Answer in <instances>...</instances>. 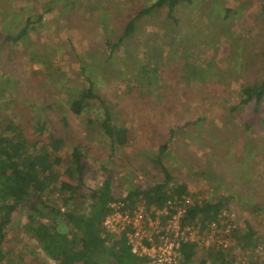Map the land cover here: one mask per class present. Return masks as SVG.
Here are the masks:
<instances>
[{"label":"rangeland","instance_id":"rangeland-1","mask_svg":"<svg viewBox=\"0 0 264 264\" xmlns=\"http://www.w3.org/2000/svg\"><path fill=\"white\" fill-rule=\"evenodd\" d=\"M153 2L0 0V115L22 129L26 147L39 140L34 149L49 161L50 150L41 148L52 133L64 138L63 156L79 145L84 194L108 171L116 198L159 183L153 158L167 141L170 188L186 184L182 194L202 204L225 196L223 208L238 212L242 254L250 228L252 243L264 241V102L258 111L241 104L243 86L264 75V0H194L175 6L173 17L166 6L155 8L112 49L127 22ZM40 14L26 35L5 39ZM90 86L100 98L73 113L71 100ZM103 105L128 129L127 146L111 147L100 127ZM51 170L48 176L71 179L64 167ZM26 222L14 212L0 264H54Z\"/></svg>","mask_w":264,"mask_h":264},{"label":"trees","instance_id":"trees-1","mask_svg":"<svg viewBox=\"0 0 264 264\" xmlns=\"http://www.w3.org/2000/svg\"><path fill=\"white\" fill-rule=\"evenodd\" d=\"M193 1L155 0L151 5L144 6L137 16L127 22L123 34L112 49L131 36L135 30L136 21L141 16L150 14L155 8L166 6L169 9V16L173 17L175 6ZM40 18L41 14L35 19L28 17L17 35L8 34L5 39L19 40L26 35L31 23ZM94 98L100 97L90 86L78 98L71 100V111L81 114ZM250 102L254 103L255 111H258L264 102V75L262 79L243 86L241 104ZM102 107L104 117L100 121V127L109 138L111 147L115 149L118 146H127L129 144L128 129L114 123L108 106ZM16 129L12 123L6 122L0 115V261L5 254L2 244L10 242L8 226L14 212L20 211L25 214L27 220L25 230L34 236L54 264H140L143 259L133 253L126 236L122 235L114 239L104 230L102 224L105 217L112 211L109 203L113 200H122L128 207L133 206L135 201L145 200L147 205L161 208L174 193L186 192V184L170 188L173 175L162 160L167 141L160 147L157 157L153 158L163 180L140 194L129 191L126 196L116 198L112 190L114 176L112 171L107 172L101 186L90 189L87 194L83 193L86 163L83 161L85 154L80 151L79 145H75L70 154L63 156L59 151L64 145V138L52 133L47 137L45 146L41 148L42 153L50 150L51 160L49 161L46 155L43 156L34 149L39 140L30 141L27 147L32 146V148L28 150L25 145L27 136L22 129L19 133ZM9 133L18 134L16 140L13 141L8 136ZM41 133H43L42 128H40ZM53 165L64 167L71 179L48 176L52 174ZM46 172L49 174H43ZM87 198L89 201L86 200ZM225 202L227 198L220 196L216 202L195 205L189 209L185 222H193L197 218H215ZM252 235L253 231L250 228L243 238L245 239L243 248L253 245ZM181 252L183 254L181 264H205L206 262L233 264L232 258L237 254L233 250H205L195 243H184Z\"/></svg>","mask_w":264,"mask_h":264},{"label":"built area","instance_id":"built-area-1","mask_svg":"<svg viewBox=\"0 0 264 264\" xmlns=\"http://www.w3.org/2000/svg\"><path fill=\"white\" fill-rule=\"evenodd\" d=\"M200 204L190 194H174L161 208L149 206L145 200L131 207L113 200L102 226L114 239L125 235L133 253L143 259L140 264H181L184 243L205 250H233L237 252L233 264H264V241H256L238 254L236 210L224 207L215 218L185 222L189 209Z\"/></svg>","mask_w":264,"mask_h":264},{"label":"crops","instance_id":"crops-1","mask_svg":"<svg viewBox=\"0 0 264 264\" xmlns=\"http://www.w3.org/2000/svg\"><path fill=\"white\" fill-rule=\"evenodd\" d=\"M48 258V257H47ZM50 258V257H49ZM51 259V258H50Z\"/></svg>","mask_w":264,"mask_h":264}]
</instances>
